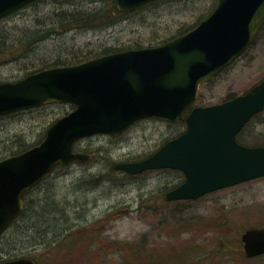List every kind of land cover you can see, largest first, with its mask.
<instances>
[{"label":"rangeland","instance_id":"1","mask_svg":"<svg viewBox=\"0 0 264 264\" xmlns=\"http://www.w3.org/2000/svg\"><path fill=\"white\" fill-rule=\"evenodd\" d=\"M217 4L156 0L115 22L87 23L84 16L108 10L111 0H35L0 19V82L44 66L81 63L105 50L160 45L194 28ZM263 78L264 26L240 57L200 86L195 105L233 98ZM74 108L55 102L0 116V159L41 142L49 126ZM185 128V121L152 117L119 136L103 133L78 140L74 150L89 159L59 165L30 190L31 212L27 209L29 215L7 229L0 244V256L6 257L1 259L27 255L37 264H264V255L246 257L242 241L247 229L264 227V176L198 199L167 201L165 194L185 180L182 171L162 168L131 175L114 168L118 162L148 157ZM237 139L249 146L264 144V110ZM68 227L73 229L68 235L52 231ZM42 235L58 237V243L44 245L38 240Z\"/></svg>","mask_w":264,"mask_h":264},{"label":"water","instance_id":"2","mask_svg":"<svg viewBox=\"0 0 264 264\" xmlns=\"http://www.w3.org/2000/svg\"><path fill=\"white\" fill-rule=\"evenodd\" d=\"M34 0H0V18ZM132 11L155 0H114ZM264 24V0H218L198 25L157 46L130 48L74 64L46 68L0 82V116L55 102L76 105L58 118L38 144L0 159V235L24 209V195L59 165L85 162L74 144L95 134L120 135L138 120H177L192 105L202 83L232 64ZM264 109V78L234 98L193 106L186 129L137 161L118 162L130 174L180 169L185 180L167 200L207 193L264 176V145L237 140ZM248 256L264 253V228L243 234ZM0 264H36L28 256Z\"/></svg>","mask_w":264,"mask_h":264},{"label":"trees","instance_id":"3","mask_svg":"<svg viewBox=\"0 0 264 264\" xmlns=\"http://www.w3.org/2000/svg\"><path fill=\"white\" fill-rule=\"evenodd\" d=\"M124 13H126V12H123V11H120V10H118V8H117V6H116V4H115V2H114V0H111V7L108 9V10H106V9H99V10H97L96 12H94L93 14L90 12V14H88V15H86V16H84L83 17V19L85 20V22L86 21H88L87 23H91V22H96L97 20H100V22L101 23H108V22H110V21H112L113 20V22H115V21H117L116 19H118V17H121ZM92 15V16H91ZM91 16V17H90ZM89 17V18H88ZM79 19V18H78ZM99 22V23H100ZM167 40H169V39H165L164 41H163V43L164 42H166ZM117 50H120V49H117ZM113 51V50H112ZM112 51H110V52H112ZM104 52H106V53H110V52H108V50H105ZM105 54V53H104ZM58 63V62H57ZM79 63V62H78ZM56 64V63H55ZM73 64H76V63H73ZM64 65H70L69 63H67V64H64ZM47 66H44V67H41V68H39V69H36V70H34V71H31V72H36V71H39V70H42V69H45ZM54 67V66H53ZM48 68H49V66H48ZM30 72V73H31ZM256 115H258V114H256ZM255 115V116H256ZM182 120V122H184L185 121V118H184V116H183V118H180L179 119V121H181ZM258 145H260V144H258ZM264 145V144H263ZM27 149V147L26 148H24V149H21V150H19V151H16L15 153H19V152H22V151H24V150H26ZM30 192V191H29ZM29 192H27L25 195H24V209H23V212H22V214L19 216V218H25V217H27V215H29L28 213L29 212H31V208H30V205H28V203H27V196H28V193ZM29 210V212H28V210ZM19 218L17 219V220H15L10 226L12 227L14 224H15V222H17L18 220H19ZM9 226V227H10ZM66 229V232L65 233H63L64 232V230ZM65 229H54V230H52V231H54V235H59V234H62V235H68V234H70V231L71 230H73L72 229V227H68V228H65ZM6 232H7V230L0 236V244L2 243V240H3V238H4V235L6 234ZM58 232V233H57ZM45 236H41L38 240L41 242V243H43L44 245H51V244H56V243H58V237L57 238H52V239H50V240H47L46 238H44ZM24 243H25V241H24ZM8 256V255H7ZM2 258L3 257H6V256H1ZM9 258V257H8Z\"/></svg>","mask_w":264,"mask_h":264},{"label":"flooded vegetation","instance_id":"4","mask_svg":"<svg viewBox=\"0 0 264 264\" xmlns=\"http://www.w3.org/2000/svg\"><path fill=\"white\" fill-rule=\"evenodd\" d=\"M260 256H262V255H260ZM257 257H259V256H257ZM1 258H2V257L0 256V260H2ZM3 258H4V257H3Z\"/></svg>","mask_w":264,"mask_h":264}]
</instances>
